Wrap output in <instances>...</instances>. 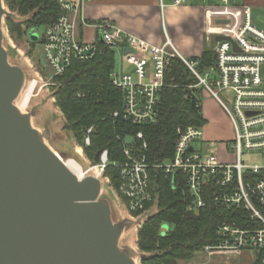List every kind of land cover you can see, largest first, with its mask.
<instances>
[{
    "label": "built area",
    "instance_id": "built-area-1",
    "mask_svg": "<svg viewBox=\"0 0 264 264\" xmlns=\"http://www.w3.org/2000/svg\"><path fill=\"white\" fill-rule=\"evenodd\" d=\"M56 1L62 15L46 25L42 42L53 75L63 74L75 60L94 58L100 39L116 51L122 62L121 70L114 69L111 74L124 101L122 111L114 116L139 126L152 125L159 122L163 92L176 86L168 72L172 61L179 58L197 79L189 89H205L220 103L234 128V139L224 143L233 155L230 161L221 160L216 150L209 149L214 143L208 144L205 139L204 126L186 125L177 128L173 158L155 165L147 161L148 144L143 131H139L137 138L143 141L139 149L126 144V160L112 163L120 169L121 183L116 192L126 212L137 218L157 204L150 169H163L173 179L183 178L186 182L194 198L190 210L198 211L211 200L216 207L230 212L217 226V242L206 245L204 251L236 255L254 252L264 264V165L243 161L245 153L258 151L264 155V30L255 25L251 7L245 0H158L163 16L169 7L195 3H210V12L226 11L228 24H219L218 36L230 39L215 41V61L200 71L201 55L186 57L180 53L167 28L164 42L156 45L105 19L94 23L98 38L85 41L81 27L88 25L85 8L89 0ZM93 129L87 131L86 145L90 144ZM132 140L128 136L125 142ZM109 164V152L104 150L95 167L104 174ZM137 212L140 215H134Z\"/></svg>",
    "mask_w": 264,
    "mask_h": 264
},
{
    "label": "trees",
    "instance_id": "trees-1",
    "mask_svg": "<svg viewBox=\"0 0 264 264\" xmlns=\"http://www.w3.org/2000/svg\"><path fill=\"white\" fill-rule=\"evenodd\" d=\"M11 13L5 18L9 34L15 39L30 36L33 29L49 25L62 15L56 0H4ZM34 47L43 38L30 40ZM99 51L89 60H75L60 75L53 76V96L65 118L64 128L69 130L83 147L86 156L98 164L104 150L109 152L110 164L104 175L113 188L119 189L120 169L113 162H124L126 144L139 149L142 140L137 133L143 131L148 144L147 161L151 165L171 160L179 126H204L207 122L202 114L199 90L189 89L197 79L185 63L175 58L171 63L169 77L175 80V87L166 89L161 99V114L157 124L139 126L126 121L122 116L123 92L114 85L111 74L115 69L117 53L97 40ZM215 61L213 50L201 54L199 69L204 70ZM90 144L85 137L90 127ZM128 136L132 143H126ZM137 152V150L135 151ZM150 184L158 194L156 212L150 214L138 229L137 245L142 252V264H177L179 260H190L206 245L217 242L216 229L221 220L229 217L227 209L218 208L208 200L206 207L198 211L189 209L194 198L183 178L173 179L163 169H150ZM150 205H148L149 207ZM134 215H140V212ZM255 264H263L257 256Z\"/></svg>",
    "mask_w": 264,
    "mask_h": 264
},
{
    "label": "water",
    "instance_id": "water-1",
    "mask_svg": "<svg viewBox=\"0 0 264 264\" xmlns=\"http://www.w3.org/2000/svg\"><path fill=\"white\" fill-rule=\"evenodd\" d=\"M8 15L19 18L0 0V264H138L121 245L124 225L101 199L104 174L88 167L75 175L47 144L49 131L15 104L26 74L4 45ZM30 37L37 40L33 30ZM157 207L129 215L136 233Z\"/></svg>",
    "mask_w": 264,
    "mask_h": 264
},
{
    "label": "rangeland",
    "instance_id": "rangeland-1",
    "mask_svg": "<svg viewBox=\"0 0 264 264\" xmlns=\"http://www.w3.org/2000/svg\"><path fill=\"white\" fill-rule=\"evenodd\" d=\"M247 4V3H246ZM210 3H195L194 6L202 12L204 15V25L206 28L212 27V21L215 24L226 25L225 10L210 12L207 8ZM249 5V4H248ZM250 6V5H249ZM253 14V7L250 6ZM18 19L23 20L21 16ZM232 21L231 19H229ZM253 21L255 24L264 30V8H257L254 11ZM218 22V23H217ZM5 38L4 45L9 51V59L11 63L21 66L26 74V82L35 81L33 96L28 102V105L23 109L24 113L31 115L33 126L38 128L42 133L47 129L50 137L46 139L47 144L57 151L63 158H73L83 169L86 170L89 165L93 164L91 160L86 156L83 147L75 139L73 134L64 128L65 118L61 110L56 104L53 96L52 85L54 83L53 73L48 67L45 60L42 43L36 44V47L30 42L31 37L29 35L23 36L15 40L8 31L4 20ZM46 26L41 25L33 32L38 38H43ZM32 32V30H31ZM30 32V35H31ZM205 35V34H204ZM209 34L205 37L209 40ZM212 41L207 42V45L214 43L215 38L211 37ZM182 47L178 48L182 54L186 57H190L183 48L194 46V37L184 34L181 38ZM214 44L212 45L213 49ZM185 49V48H184ZM122 62L117 55L115 70H121ZM127 68V66H125ZM199 90L200 98L202 101V114L206 118L207 122L204 125V137L208 138L209 149L216 150L220 159L224 161H230L233 159V155L226 151L224 143L234 139V128L231 120L220 103L212 97L205 89L196 88ZM221 97L226 99L224 93H221ZM214 99L217 107L220 111H206L210 108H216L210 102ZM217 109V108H216ZM231 151V150H229ZM243 161L249 164L264 165V155L261 152L253 151L251 153H245L243 155ZM103 180V194L101 199L106 198L112 208V217L116 223L122 224L125 227L124 236L121 240V245L127 247L129 252L138 262H141V251L136 242V223L130 220L129 213L126 212L120 197L117 195L116 190L113 188L110 179L104 175ZM156 210V209H155ZM253 252H246L245 254H230L227 252H207L204 250L198 251L194 254L190 260H179L177 264H255L258 259ZM254 259V260H252Z\"/></svg>",
    "mask_w": 264,
    "mask_h": 264
},
{
    "label": "crops",
    "instance_id": "crops-1",
    "mask_svg": "<svg viewBox=\"0 0 264 264\" xmlns=\"http://www.w3.org/2000/svg\"><path fill=\"white\" fill-rule=\"evenodd\" d=\"M245 3L253 7V18L257 8H264V0H245ZM85 18L88 25L81 27L82 38L85 41H94L98 38L99 33L94 23L108 19L125 31L156 45L164 42L165 28L177 49L182 47L181 38L184 34L193 36L194 46L183 48L190 57L211 50L215 42L209 45L207 42L212 41L211 37L216 41L221 29V26L214 21L211 23V28H206L204 15L194 5L169 7L163 16L158 0H89L85 8ZM207 33L209 40L205 37ZM178 51L180 52L179 49ZM210 103L217 109L210 106L206 111H220L214 99H211ZM205 139L208 140L206 137ZM254 255L256 257L255 253Z\"/></svg>",
    "mask_w": 264,
    "mask_h": 264
},
{
    "label": "bare ground",
    "instance_id": "bare-ground-1",
    "mask_svg": "<svg viewBox=\"0 0 264 264\" xmlns=\"http://www.w3.org/2000/svg\"><path fill=\"white\" fill-rule=\"evenodd\" d=\"M34 85H35V81H33V82H26L25 81L24 82V84L21 88V91L15 100V104L17 105V107L21 111L27 105V103L30 102L31 97L33 96ZM61 159L63 160L65 165L79 178L85 174V171H84L82 165H80L75 159H73V158L65 159L62 157H61ZM88 167H89V171H92L96 175L101 176L100 171L95 166L89 165Z\"/></svg>",
    "mask_w": 264,
    "mask_h": 264
}]
</instances>
